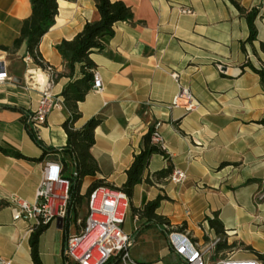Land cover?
Listing matches in <instances>:
<instances>
[{"label":"crops","instance_id":"obj_1","mask_svg":"<svg viewBox=\"0 0 264 264\" xmlns=\"http://www.w3.org/2000/svg\"><path fill=\"white\" fill-rule=\"evenodd\" d=\"M122 1L130 6L132 18L116 22L103 48L89 54L100 73L102 89L90 88L77 103L75 127L91 117L100 119L90 148L98 171L83 177L79 193L84 194L94 180L120 187L142 136L159 121L166 158L152 155L144 176L151 178L153 171L170 162L172 168L185 171L186 179L173 183L167 176L133 187L122 223L123 231L133 239L132 258L141 264L180 262L169 245L170 230L131 211L157 194L165 198L155 212L171 227L183 224L200 239L202 228H209L204 217L216 212L227 243H242L264 253V123L259 122L264 116V92L259 75L243 66L245 62L254 68L264 66V0H235L247 11L257 9L256 37L251 41L245 14L229 0ZM182 7L191 13H181ZM29 14V0H0V45L12 44L22 19ZM97 18L95 0H57L54 22L41 36L38 51L58 74L50 89L62 100L61 92L70 78L55 45ZM27 55L24 43L0 49L10 76L0 83V146L29 157L0 151V201L6 202L0 208V255L12 264H32L28 238L35 224L13 219L12 199L21 197L33 203L44 163L55 161L62 168L52 152L42 160L36 158L44 149L65 146L62 123L70 115L63 103L47 114L44 123L26 122L48 80L46 70L26 60ZM79 74L76 64L73 78ZM179 86L191 91L197 101L195 109L168 108ZM27 127L43 146L31 139ZM66 166L70 171V157H66ZM82 205L86 209V200L69 209L68 221H52L39 236L43 264H66L65 238L79 230L77 209ZM234 254L255 256L250 251Z\"/></svg>","mask_w":264,"mask_h":264},{"label":"trees","instance_id":"obj_2","mask_svg":"<svg viewBox=\"0 0 264 264\" xmlns=\"http://www.w3.org/2000/svg\"><path fill=\"white\" fill-rule=\"evenodd\" d=\"M229 1L240 13L245 14L249 28L248 40L251 41L255 39L256 29L253 20L257 14V9L251 8L247 11L235 0ZM29 3L30 14L22 19L18 36L14 38L10 46L0 45V49H14L24 43L27 53L32 57L33 63L44 68L48 64L43 60L39 53L38 45L41 36L54 22V17L57 13V0H29ZM95 8L98 13V18L96 20L86 21L82 29L71 39H62L55 45V48L64 61L66 69L65 75L70 78V81L64 86L61 92L63 103L70 113L69 117L62 123V127L66 134V144L61 149H50V151L44 149L43 153L36 158V160H42L47 152H52L58 156V159L62 164V176L69 180V198L66 205V212L63 217L64 221H68V212L70 208L74 210V208L87 199V196L92 189L103 185L100 180H94L88 185L84 194L79 193L83 177L94 176L98 171L96 160L92 156L90 148L94 143L93 130L100 122V119L97 117H91L80 127L74 126V122L79 117L77 103L84 98L86 92L91 88L94 64L91 61L89 54L103 48L106 39L113 35V25L116 22L128 21L132 18L130 6L122 0H95ZM76 64H79L80 74L78 77L73 78ZM246 65L250 66L251 69L259 75L260 83L264 92V66L254 68L249 63L245 62L243 66ZM57 77L58 74L56 73L55 79ZM259 122L264 123V116ZM27 130L31 139L37 145L43 146L34 131L30 127H27ZM151 132L152 128L142 136L140 149L137 153L133 154L132 160L125 170V181L120 187H118V189L126 194L128 199L132 195L133 187L136 184H139L142 181L149 184L154 181L160 182L163 178L167 177L172 170V164L168 162L165 168L153 171L151 173V178L149 176H144V171L147 168L152 155L161 154L166 158L164 149L151 142ZM0 151L14 157L29 158L16 150L4 148L2 146H0ZM66 157L72 159V168L70 171H67ZM164 198V195L157 194L155 198L146 201L140 207H131V211L137 217L154 220L160 226H163V224H168V221L164 217L156 214L155 210L159 206L160 201ZM5 204V201H0V208ZM204 220H206L208 226L212 228L217 235L225 234L224 227L217 218L216 212H213L212 216H205ZM48 225L49 223L34 224L32 226L28 238L32 264H43L39 255L38 241L39 236ZM234 245V242L228 244L225 240L220 241L217 243L214 252L218 253ZM243 246L245 249L252 252L258 259L264 260V253L255 251L249 245ZM66 258V264H76L68 257ZM104 264H119V256H112Z\"/></svg>","mask_w":264,"mask_h":264},{"label":"built area","instance_id":"obj_3","mask_svg":"<svg viewBox=\"0 0 264 264\" xmlns=\"http://www.w3.org/2000/svg\"><path fill=\"white\" fill-rule=\"evenodd\" d=\"M180 12L191 13V10L182 7ZM26 60L33 62L29 54ZM44 69L48 80L39 90L36 108L26 117V122L34 126L44 123L47 114L63 104V100L55 96L50 89L56 72L49 65ZM172 76L177 78L175 73H172ZM9 79L5 60L0 58V83ZM91 89H102L101 76L95 68L92 70ZM196 106L197 101L185 86H179L168 104V108L180 107L186 111L195 109ZM159 126V121L154 123L151 142L165 149ZM168 179L173 183H181L186 179V173L181 168L173 167ZM68 198L69 180L62 176L60 163L47 161L42 167L35 201L29 203L21 197L12 199L15 206L13 219L33 220L36 225L51 223L57 218L63 219ZM127 206L126 194L116 187L101 185L92 189L86 199V215L82 226L66 238V256L76 264H104L114 255L119 256V264H141L130 255L133 239L122 228ZM163 227L170 230L169 245L179 256V264H261L256 256H235L234 252H226L224 256L214 259L215 247L217 243L225 240V237L217 235L210 227L202 228L200 239L194 237L183 224L176 228L163 224ZM0 264H12V261L0 255Z\"/></svg>","mask_w":264,"mask_h":264},{"label":"rangeland","instance_id":"obj_4","mask_svg":"<svg viewBox=\"0 0 264 264\" xmlns=\"http://www.w3.org/2000/svg\"><path fill=\"white\" fill-rule=\"evenodd\" d=\"M85 213H86L85 205H82L77 209V214L81 218V220L79 222L80 227L82 226V219L84 218ZM80 227L78 226V229H80ZM73 228H74V225L72 223V229ZM223 236L225 237V234ZM225 241L227 243L226 237H225ZM65 243H66V241H65ZM231 243H233V242H231ZM234 243H235L234 246L226 248V249H224L218 253L214 252V254H216V256H219V255H224L226 252H234V253H248L249 252L247 249L244 248V246L241 243H238V242H234ZM228 244H230V243H228Z\"/></svg>","mask_w":264,"mask_h":264},{"label":"water","instance_id":"obj_5","mask_svg":"<svg viewBox=\"0 0 264 264\" xmlns=\"http://www.w3.org/2000/svg\"><path fill=\"white\" fill-rule=\"evenodd\" d=\"M91 85H92V82H91ZM58 220H61V218H57Z\"/></svg>","mask_w":264,"mask_h":264},{"label":"bare ground","instance_id":"obj_6","mask_svg":"<svg viewBox=\"0 0 264 264\" xmlns=\"http://www.w3.org/2000/svg\"><path fill=\"white\" fill-rule=\"evenodd\" d=\"M40 78V77H39ZM46 81V80H45ZM46 83V82H45Z\"/></svg>","mask_w":264,"mask_h":264}]
</instances>
